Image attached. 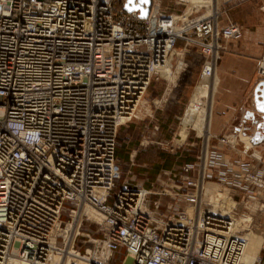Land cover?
<instances>
[{"label": "built area", "instance_id": "built-area-1", "mask_svg": "<svg viewBox=\"0 0 264 264\" xmlns=\"http://www.w3.org/2000/svg\"><path fill=\"white\" fill-rule=\"evenodd\" d=\"M116 1L0 0V264H53L67 244L84 264H111L115 252L128 264H264L263 247L245 257L253 218L241 207L253 201L264 211V161L243 125L210 134L193 162L161 171L151 187L117 188L118 129L161 77L176 41L201 47V76L210 75L241 27L220 24L212 1L178 0L190 14L210 5L192 21L163 14L161 0L146 18ZM255 74L264 79V55ZM208 184L217 186L216 205ZM85 206L102 218L97 259L75 247Z\"/></svg>", "mask_w": 264, "mask_h": 264}, {"label": "rangeland", "instance_id": "rangeland-1", "mask_svg": "<svg viewBox=\"0 0 264 264\" xmlns=\"http://www.w3.org/2000/svg\"><path fill=\"white\" fill-rule=\"evenodd\" d=\"M230 1L218 0V4L212 3V10L218 11V17H220L224 12L223 6ZM189 2L192 5L197 4L190 0ZM115 4L116 8L119 9L118 1ZM191 4L183 5L178 0H161V11L165 15L175 17L188 15L187 21H192L211 11L209 5L207 10L201 8L198 12L190 14ZM187 21L178 20V27ZM186 35L196 40L192 29L186 31ZM174 48L178 50L179 54L174 53L173 55V70L175 72L171 75L172 77H160L153 80L146 90L143 104L137 112L138 115H134L130 120L122 123L118 129L116 153L121 165L122 177L117 182V188L124 183L151 187L161 171L176 169L184 163L193 162L202 142L207 138L204 137L207 130H210V134H214L213 129H210L214 100L208 102L204 107L203 114L210 117L209 124L206 122L207 124L197 127V124H186L184 121L185 111L189 108L188 104L192 99L194 88L200 80L205 61L201 47L194 42L187 43L185 40L178 39ZM250 105L248 103L247 107ZM235 122L233 130L240 126V120L237 119ZM231 131H223L221 134ZM242 132L247 134L244 127ZM215 141L211 138L210 144L215 143ZM240 145L242 144L240 143ZM254 149L256 148L252 150ZM226 150L232 151L231 149ZM256 151L263 155L264 147L263 149L258 148ZM233 153H229V156L235 157L236 155ZM245 206L241 207L244 215L253 218L251 225L249 224L250 228L263 235L264 227L262 228L259 222L264 217V211L258 210L259 204L253 201L245 204ZM256 207L258 211L255 209ZM251 213L253 214L251 215ZM242 221L243 219H240L236 222L237 227L246 228L247 225H243ZM100 222V217L93 219L82 215L77 230L76 249H80L84 254L96 252V255L100 256L99 251H101L103 244ZM261 251H264L263 248ZM110 263L128 264L129 258L126 257L125 252H115L110 258Z\"/></svg>", "mask_w": 264, "mask_h": 264}, {"label": "crops", "instance_id": "crops-1", "mask_svg": "<svg viewBox=\"0 0 264 264\" xmlns=\"http://www.w3.org/2000/svg\"><path fill=\"white\" fill-rule=\"evenodd\" d=\"M261 2L231 0L223 6L224 12L218 17L220 24L232 22L239 25L242 36L236 41H224L220 50L216 66L219 82L210 127L214 134H221L233 130L238 119L251 136L256 149L264 147V120L254 112L252 99L257 81L256 65L264 55V12L260 10ZM248 103L251 107H247ZM204 136L206 138V134ZM259 225L264 227V217Z\"/></svg>", "mask_w": 264, "mask_h": 264}, {"label": "bare ground", "instance_id": "bare-ground-1", "mask_svg": "<svg viewBox=\"0 0 264 264\" xmlns=\"http://www.w3.org/2000/svg\"><path fill=\"white\" fill-rule=\"evenodd\" d=\"M190 1H192L193 3H197V4H199V2L210 3L212 1V3L215 4V0H190ZM210 12L211 11H209L208 13H210ZM208 13H206V14H208ZM177 29H178V31H180V29H182V28L179 29L177 27ZM174 53L179 54V52L176 48L172 51L170 57L166 61V64L159 70L158 74L161 77H168V78L172 77L171 75H173V73L175 72L173 70V55H174ZM217 86H218V74H217L216 69L210 75H204V73L202 74L198 84L194 88V93H193L192 99L189 103L190 105L188 104L189 108H188V110L186 109L187 111H185L186 116L184 118V121L186 124H197L196 125L197 127L202 125V124H205L206 122L209 124L210 117L203 114L204 107L208 102H210V101L213 102L215 93L217 91ZM137 112H139V107L137 108L135 115H138ZM184 115H185V113H184ZM209 134H210V130H207L206 137H208ZM242 139L244 141V145L246 147H249L250 142L247 140V138L243 137ZM216 190H217V186L215 184H208L207 185L208 196L214 205L217 204V200L214 199V195H213V192ZM227 205L229 207H231V206H233V203L229 202ZM226 208H228V207H226ZM83 213L87 214L90 218H93V219H99V217H100V219H102L101 215L94 208H91L90 206H85L83 208ZM246 219H248V218H246ZM235 227H236V229H239V230L244 229V228L237 227V225ZM244 237L247 240L245 257L247 260L253 259L259 253V250L264 245V236L262 234H260L258 231L249 228V230L244 233ZM73 250L74 249L72 247H69V248H67V251L65 252V254L63 256H60L59 254L55 255L54 259H53V264H84L85 260L82 257L74 256ZM104 255L105 254H102V257H103L102 259H104ZM93 257H95L97 259L96 252L93 253ZM101 262H105V261L101 260ZM104 264H106V263H104Z\"/></svg>", "mask_w": 264, "mask_h": 264}, {"label": "water", "instance_id": "water-1", "mask_svg": "<svg viewBox=\"0 0 264 264\" xmlns=\"http://www.w3.org/2000/svg\"><path fill=\"white\" fill-rule=\"evenodd\" d=\"M152 0H125L123 9L126 12L138 11L140 17L146 18ZM254 112L259 114L264 120V79L257 80L252 92Z\"/></svg>", "mask_w": 264, "mask_h": 264}, {"label": "trees", "instance_id": "trees-1", "mask_svg": "<svg viewBox=\"0 0 264 264\" xmlns=\"http://www.w3.org/2000/svg\"><path fill=\"white\" fill-rule=\"evenodd\" d=\"M118 5H119L118 8H119V9L121 8V9L123 10L124 1L119 0V1H118Z\"/></svg>", "mask_w": 264, "mask_h": 264}]
</instances>
